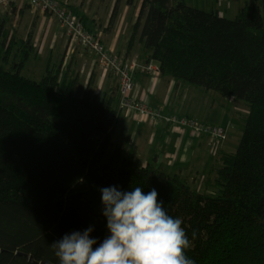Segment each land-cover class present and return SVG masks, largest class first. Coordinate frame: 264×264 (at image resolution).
<instances>
[{
    "label": "trees",
    "instance_id": "obj_1",
    "mask_svg": "<svg viewBox=\"0 0 264 264\" xmlns=\"http://www.w3.org/2000/svg\"><path fill=\"white\" fill-rule=\"evenodd\" d=\"M138 1L132 38L138 33L146 61L162 77L246 107L237 149L223 154L206 180L216 195L178 175L162 177L152 163L124 159L111 140L112 109L87 88L77 92L74 79L60 81L62 61L48 62L39 81L22 76L33 53L29 43L6 67L10 43L3 32L0 264H58L50 245L89 226L97 247L109 235L100 192L109 186H138L145 194L155 188L166 212L182 219L192 244L186 255L196 264H264V6L249 0L227 18L187 0ZM68 8L92 32L87 18Z\"/></svg>",
    "mask_w": 264,
    "mask_h": 264
},
{
    "label": "crops",
    "instance_id": "obj_2",
    "mask_svg": "<svg viewBox=\"0 0 264 264\" xmlns=\"http://www.w3.org/2000/svg\"><path fill=\"white\" fill-rule=\"evenodd\" d=\"M59 1L77 9L80 15L85 16L87 26L100 38L105 48L118 54L120 58L138 65L155 64L152 60L146 61L147 54L142 49L138 33L132 38L133 26L139 10L138 0L129 2L119 0L117 3L116 0ZM248 1L187 0V3L204 11H215L222 17L233 18ZM255 1L258 5L264 6V0ZM115 4L117 7L114 12ZM6 14H14L15 21L10 23ZM101 16H104V20L100 26L96 21ZM52 18L54 19L48 13H38L34 16L33 10L25 0H21L8 9H0V34L5 32L6 43H10L8 58L15 53L19 56L23 43L32 45V51L37 56L42 47H46L47 41L40 40L42 43L38 49L36 39L44 31V38L47 31H52L49 28ZM33 22H36L38 26L36 38H33L30 32ZM17 26L18 33L15 30ZM23 27L26 28L24 33ZM54 34L51 35L52 38L50 37L49 49L54 47L52 42L57 39L58 33L54 32ZM78 47L82 49L78 44L74 47L69 46L64 59L58 64L62 61V70L64 66H67L69 58L74 56L77 59V67H82L89 75L88 85L85 81L80 92L87 88L92 96L103 104H107L115 113L111 140L121 149L122 157L127 160L134 156L138 159L140 166L152 163L162 177L178 175L181 180L186 181L197 191L211 193L206 180L213 178L214 170L221 166V156L231 153L234 149L236 140H231V137L238 139L235 135L233 137V134L239 133V120H243L242 115L247 112L245 105L232 97L221 96L216 92H206L199 86L162 77L160 72L147 74L137 69L132 71V95L137 101L146 102L158 108L163 116L185 115L205 123L225 127L226 140L214 147L209 137L198 135L190 129L173 128L162 121L150 123L147 119H137L131 112L121 110L118 105L116 77L111 72L102 73L98 65L94 69L91 63L86 66L89 58L83 59V55L76 53Z\"/></svg>",
    "mask_w": 264,
    "mask_h": 264
},
{
    "label": "clouds",
    "instance_id": "obj_3",
    "mask_svg": "<svg viewBox=\"0 0 264 264\" xmlns=\"http://www.w3.org/2000/svg\"><path fill=\"white\" fill-rule=\"evenodd\" d=\"M100 192L109 235L94 248L92 226L65 234L50 245L58 264H196L186 255L192 244L182 219L166 212L155 188L145 194L138 186H109Z\"/></svg>",
    "mask_w": 264,
    "mask_h": 264
},
{
    "label": "built area",
    "instance_id": "obj_4",
    "mask_svg": "<svg viewBox=\"0 0 264 264\" xmlns=\"http://www.w3.org/2000/svg\"><path fill=\"white\" fill-rule=\"evenodd\" d=\"M21 0H0V9H8ZM32 10L48 13L55 17L70 41L88 50L94 57L102 73L111 72L117 79L118 105L121 110L131 112L137 119H147L150 123L162 121L173 128H187L198 135L209 137L216 147L226 140V129L219 124H209L195 118L173 114L163 116L158 108L146 102L137 101L133 95L132 71L137 69L147 74L159 73L152 63L138 65L122 60L118 54L105 48L100 38L87 31L82 22L59 0H25Z\"/></svg>",
    "mask_w": 264,
    "mask_h": 264
},
{
    "label": "rangeland",
    "instance_id": "obj_5",
    "mask_svg": "<svg viewBox=\"0 0 264 264\" xmlns=\"http://www.w3.org/2000/svg\"><path fill=\"white\" fill-rule=\"evenodd\" d=\"M61 3H63V2H61ZM64 4L66 5V3H64ZM33 13H34V16H37L38 13H42V12H40L38 10H33ZM13 15L14 14H6L7 19H8V21L10 23L15 21V19L13 18L14 17ZM103 20H104V16H101V17L98 18L96 23H98L100 25V23L101 24L103 23ZM32 24H33V26H31V27H33V28L31 29L30 32H31V35L33 36V38H36V33H37L38 26L36 25V22H33ZM11 26H12V24H11ZM12 28L15 29L14 27H12ZM49 28L52 31H47L46 38H44V33H45V31H44L42 33V35H38V37L36 39V41L38 42V49H39L40 44L42 43V41H40V40L47 41L46 47L45 46L42 47L41 52L38 53L37 56H35L34 53H32L28 57V60L26 62L25 67L20 72L22 76H24V77H26L28 79L39 81L41 79V77L45 73V64H46V62L48 60H49L48 62L51 65L56 66L60 60L64 59V54H65V52H68L69 46H71V47L75 46V44L70 41V39L67 36V34L65 33V31L63 29H61V27L58 25V22L55 19V17H54V19L53 18L51 19ZM25 29H26L25 27L22 28V32L23 33L25 32ZM15 30L18 33V31H19L18 26L16 27ZM54 32L56 34L58 33V36H57V39H55V41L52 42V45L54 47L49 49V46H50L49 44L51 43L50 37H51L52 34L55 35ZM75 52L83 55V59L84 58H89L87 63H86L87 64L86 66H89V64L91 63V65L93 66V69H94L98 65L97 62L95 63V60L93 59V55L94 54L92 55L85 48L81 49L80 47H78ZM17 60H18V54L15 53L12 57H10L8 59L6 67L10 68L12 66L13 61H17ZM122 60H124V59H122ZM67 63H68L67 66H64L62 68V70H61V74H60V77H59L60 81L62 80L63 76H69V78L74 79L76 81L75 82L76 83V90H77V92H80L82 90V88H83V83H85V81L87 82L86 85H88L89 75L84 71V69L82 67H77V65H76L77 64V59L74 56L69 58ZM64 72H65V74H64ZM209 92L213 93L214 91H209ZM239 102H241V101H239ZM241 103L244 104L243 102H241ZM242 109L244 110L245 108H242ZM242 117H243V120H244V114L242 115ZM243 120H241V119L239 120V124H240L239 125V133L238 134L237 133L233 134V137L235 135V138H237V137H238V139L240 138L241 131H242L243 126H244V121ZM238 139H234V138L231 137V140H233V141L236 140V144L234 146V149L231 150V153H234V151L237 149ZM210 189H211V194L214 195L215 194L213 192L214 189H212V188H210Z\"/></svg>",
    "mask_w": 264,
    "mask_h": 264
},
{
    "label": "water",
    "instance_id": "obj_6",
    "mask_svg": "<svg viewBox=\"0 0 264 264\" xmlns=\"http://www.w3.org/2000/svg\"><path fill=\"white\" fill-rule=\"evenodd\" d=\"M29 261H30L31 263H34V262L32 261V258H31V257H29Z\"/></svg>",
    "mask_w": 264,
    "mask_h": 264
}]
</instances>
